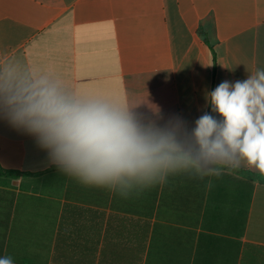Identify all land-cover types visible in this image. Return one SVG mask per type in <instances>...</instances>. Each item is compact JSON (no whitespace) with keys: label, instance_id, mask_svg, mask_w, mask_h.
Wrapping results in <instances>:
<instances>
[{"label":"crops","instance_id":"obj_1","mask_svg":"<svg viewBox=\"0 0 264 264\" xmlns=\"http://www.w3.org/2000/svg\"><path fill=\"white\" fill-rule=\"evenodd\" d=\"M257 69L264 0H0V88L43 77L82 96L129 98L161 125L179 115L191 129L216 115L206 92ZM5 255L14 264H264V179L246 168L177 173L125 198L60 171L0 116Z\"/></svg>","mask_w":264,"mask_h":264},{"label":"clouds","instance_id":"obj_2","mask_svg":"<svg viewBox=\"0 0 264 264\" xmlns=\"http://www.w3.org/2000/svg\"><path fill=\"white\" fill-rule=\"evenodd\" d=\"M0 97V116L34 137L60 171L125 198L177 173L219 177L246 168L264 179V69L206 92L216 115L205 112L191 129L179 115L161 125L138 115L129 98L82 96L43 77L0 88ZM0 264L14 260L0 256Z\"/></svg>","mask_w":264,"mask_h":264},{"label":"trees","instance_id":"obj_3","mask_svg":"<svg viewBox=\"0 0 264 264\" xmlns=\"http://www.w3.org/2000/svg\"><path fill=\"white\" fill-rule=\"evenodd\" d=\"M206 22H209L211 24H214L213 22V17L212 16H209L207 19H206Z\"/></svg>","mask_w":264,"mask_h":264}]
</instances>
